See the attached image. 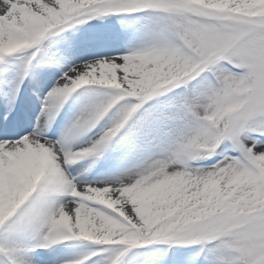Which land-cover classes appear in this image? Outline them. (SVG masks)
<instances>
[{"label": "snow or ice", "instance_id": "snow-or-ice-1", "mask_svg": "<svg viewBox=\"0 0 264 264\" xmlns=\"http://www.w3.org/2000/svg\"><path fill=\"white\" fill-rule=\"evenodd\" d=\"M0 264H264V0H0Z\"/></svg>", "mask_w": 264, "mask_h": 264}]
</instances>
